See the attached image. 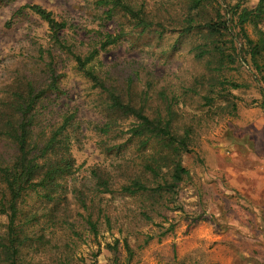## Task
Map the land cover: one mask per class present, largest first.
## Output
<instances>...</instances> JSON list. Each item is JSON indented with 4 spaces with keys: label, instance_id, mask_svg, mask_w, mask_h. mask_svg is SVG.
<instances>
[{
    "label": "rangeland",
    "instance_id": "1",
    "mask_svg": "<svg viewBox=\"0 0 264 264\" xmlns=\"http://www.w3.org/2000/svg\"><path fill=\"white\" fill-rule=\"evenodd\" d=\"M95 1L0 0V115L28 82L40 89L49 83L41 58V50L51 49L49 27L24 8L27 5H40L66 21L64 39L78 52L97 43L98 31L123 30L126 35L119 44L102 52L93 64L104 76L121 79L135 70L143 80L154 79L155 89L177 90L183 81L194 82L206 72L191 52L195 37L171 30L182 26L189 0H127L135 7L144 4L154 22L172 23L162 33L154 32L157 26L141 33L119 14L105 21ZM246 5L254 7L255 0ZM54 52L58 72L64 75L62 94L39 102L32 142L43 145L66 115L76 113L65 133L73 167L57 180L54 201L32 194L23 204L18 224L31 240L21 249L22 264H264V84L255 81L253 72L243 64L234 73L247 84L231 93L237 104L234 114L205 106L197 97L185 106L182 127L191 125L194 131V152L184 157L192 181L181 185L168 221L156 220L165 227L175 224V231L164 236L166 229L148 225L140 217L138 200L120 190L140 172L137 144L118 149L128 136L114 141L100 133L106 122L100 91L68 55ZM129 125L130 121L124 127ZM15 155L11 141L0 138V160ZM95 172L110 176L113 194L97 193ZM78 194L87 198L98 221L97 235L86 224L88 213L79 205ZM34 212L42 215L36 225L27 223ZM53 212L54 219L45 216ZM103 215L110 217V224ZM7 223V217L0 216V234ZM0 264L6 263L0 258Z\"/></svg>",
    "mask_w": 264,
    "mask_h": 264
},
{
    "label": "trees",
    "instance_id": "2",
    "mask_svg": "<svg viewBox=\"0 0 264 264\" xmlns=\"http://www.w3.org/2000/svg\"><path fill=\"white\" fill-rule=\"evenodd\" d=\"M251 1L189 0L182 26L171 30L181 37H195L197 42L191 52L206 72L194 77V82L183 81L177 90L155 89L157 82L154 79L143 80L140 72L135 70L121 79L104 76L93 65L102 52L119 44L126 35L123 30L117 34L98 31L97 43L86 52H78L64 39L63 32L68 28L66 21H59L40 5L24 7L49 27L51 49L41 50L49 83L40 89L33 82H28L26 88L7 103L5 114L0 115V138L11 141L16 149L12 160H0V216L7 217L8 222L5 233L0 234V258L4 263L22 264L21 249L27 240H31L26 229L18 224L26 199L38 194L49 203L54 201L57 180L69 174L73 167L65 133L76 113L66 115L43 145L32 142L34 112L39 102L48 95L62 94L60 82L64 75L58 72L54 51L68 55L76 63L78 72L100 91L106 117L100 133L114 141L128 136L118 149L137 144L140 172L129 178L120 190L138 200L140 217L148 225L166 229L163 231L165 236L175 231V224L165 227L156 220L168 221L181 185L192 181L191 172L184 165V157L194 152V131L191 125L182 127L185 106L197 97L205 101V106H218L234 114L237 104L230 99L231 93L247 86L234 74L243 64L253 72L257 83L264 84V0H255L254 7L247 6ZM95 5L104 11L103 20L110 21L119 14L141 33L153 31L155 26L154 32H166L172 24L166 20L154 22L144 4L135 7L127 0H96ZM128 121L130 125L125 128ZM100 174L94 173L97 193L102 196L113 194L112 179ZM77 201L88 213L85 218L87 226L97 235L98 221H94L90 213L87 198L78 194ZM45 216L55 217L54 212ZM103 216L110 224V217ZM41 218L40 213L34 212L27 223L36 225ZM262 220L264 222V217ZM72 232H76L74 226Z\"/></svg>",
    "mask_w": 264,
    "mask_h": 264
},
{
    "label": "crops",
    "instance_id": "3",
    "mask_svg": "<svg viewBox=\"0 0 264 264\" xmlns=\"http://www.w3.org/2000/svg\"><path fill=\"white\" fill-rule=\"evenodd\" d=\"M248 173H249V172H248ZM245 177H246V176H245ZM245 177H244V178H245ZM252 177H253V180H257V179L255 178V176H252Z\"/></svg>",
    "mask_w": 264,
    "mask_h": 264
}]
</instances>
